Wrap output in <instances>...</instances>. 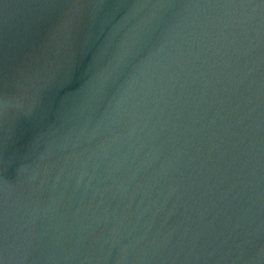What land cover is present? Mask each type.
Returning <instances> with one entry per match:
<instances>
[{
	"label": "water",
	"instance_id": "1",
	"mask_svg": "<svg viewBox=\"0 0 264 264\" xmlns=\"http://www.w3.org/2000/svg\"><path fill=\"white\" fill-rule=\"evenodd\" d=\"M0 264H264V0H0Z\"/></svg>",
	"mask_w": 264,
	"mask_h": 264
},
{
	"label": "clouds",
	"instance_id": "2",
	"mask_svg": "<svg viewBox=\"0 0 264 264\" xmlns=\"http://www.w3.org/2000/svg\"><path fill=\"white\" fill-rule=\"evenodd\" d=\"M24 100L17 95L5 94L0 98V118H7V116L13 111H23ZM264 255V252L261 253Z\"/></svg>",
	"mask_w": 264,
	"mask_h": 264
}]
</instances>
